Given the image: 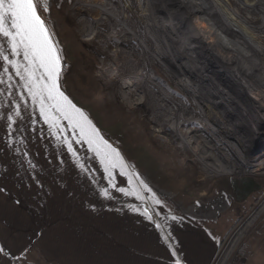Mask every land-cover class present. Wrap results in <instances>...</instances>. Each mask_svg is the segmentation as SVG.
<instances>
[{
	"label": "rangeland",
	"instance_id": "1",
	"mask_svg": "<svg viewBox=\"0 0 264 264\" xmlns=\"http://www.w3.org/2000/svg\"><path fill=\"white\" fill-rule=\"evenodd\" d=\"M38 12L58 49L61 88L93 119L126 174L117 166L109 176L88 146L59 151L62 163H56L38 147L58 142V128L26 118L4 121L10 133L4 143L27 148L0 145V184L8 191L0 193V264H113L129 257L136 243L152 245L145 243L151 232L128 222L133 212L155 211L163 222L168 212L193 209L222 210L223 239L229 235L208 263L219 264L232 236L264 203V104L244 97L235 105L236 124L212 113L223 98L192 100L184 89L191 90L189 80L200 89L209 82L207 72L211 81L228 80L216 70H235L229 61L264 89V0H39ZM223 38L243 53L230 51ZM202 55L217 66L208 69ZM183 105L191 109L183 112ZM244 179L255 185L239 201L234 182ZM259 214L242 241L247 256L236 249L223 264H264Z\"/></svg>",
	"mask_w": 264,
	"mask_h": 264
},
{
	"label": "crops",
	"instance_id": "2",
	"mask_svg": "<svg viewBox=\"0 0 264 264\" xmlns=\"http://www.w3.org/2000/svg\"><path fill=\"white\" fill-rule=\"evenodd\" d=\"M4 48L5 54L9 55L10 59L16 60L21 64L25 63L22 55L16 57L10 54V49L6 43ZM5 67L8 68L7 73L4 72ZM21 73L23 74V68L21 69ZM0 81H3V83H0V145H4L10 149L14 147L17 151H21L27 147L16 145L17 142L11 145L4 143L9 139L10 135L9 131L4 130V121L26 118L27 121H36L37 123H34L40 126L39 123H43L45 120L40 115L39 103L33 101L28 88L25 87V80L17 76L15 69L3 60H0ZM59 87L71 103L83 112L78 104L63 91L60 80ZM17 112H19V115H17ZM52 115L58 117L59 113L53 112ZM85 116L87 117V115ZM87 119L90 122L93 121V119L91 121L88 117ZM50 128H58L60 130L59 141H40L38 148L45 153L51 154L55 158L56 163H62L58 157L59 151L70 152L66 141H70L72 149L77 152L79 147L88 146L86 141L76 142L79 137V130L77 129L74 132L68 126L67 120L60 119L59 127L50 125ZM61 128H63V131H61ZM28 148L32 151L29 144ZM24 152L30 153V151ZM64 161L67 162L66 158ZM111 177H113V171ZM122 181L123 186L126 188V180L122 179ZM0 193H8L7 187L3 184H0ZM139 203L142 204L140 200ZM126 216L129 217L127 214ZM221 218H223L222 210H212L211 213L210 210H207L203 213L193 209L184 215H175L174 212H168L163 222L155 211L152 213V216L133 212L128 222L138 228L144 229L146 232H151L153 240L146 241L145 243L152 245L146 246L136 243L129 257H126L123 261L120 259L114 260L113 264H208L215 256L223 238V233L227 231L219 223ZM147 249H151L152 252L144 251ZM143 258H148V260H142Z\"/></svg>",
	"mask_w": 264,
	"mask_h": 264
},
{
	"label": "snow or ice",
	"instance_id": "3",
	"mask_svg": "<svg viewBox=\"0 0 264 264\" xmlns=\"http://www.w3.org/2000/svg\"><path fill=\"white\" fill-rule=\"evenodd\" d=\"M38 2L39 0H0V60L11 65L16 75L25 80V87L33 101L39 103L40 115L46 123L59 127L60 119L67 120L74 132L79 130L76 142H87L89 149L100 157L109 176L112 175L111 169L117 166L123 172L124 164L118 159L119 154L99 137L84 113L60 90L61 59L51 33L38 12ZM44 10H48L47 4ZM5 43L12 56H23L24 64L5 54ZM4 72H8L7 67ZM53 112L59 113V116L52 115ZM66 142L69 151H74L71 142Z\"/></svg>",
	"mask_w": 264,
	"mask_h": 264
},
{
	"label": "built area",
	"instance_id": "4",
	"mask_svg": "<svg viewBox=\"0 0 264 264\" xmlns=\"http://www.w3.org/2000/svg\"><path fill=\"white\" fill-rule=\"evenodd\" d=\"M221 49L223 50V48H221ZM202 56H203V59H202L201 63L204 66L209 65L210 67H215L216 64L213 63L214 60L211 61L206 56H204V55H202ZM196 61L197 60H195V57H192L188 63V66H190L191 68L194 67L197 63ZM224 62L226 63L225 60H224ZM229 62H232V64L235 65L238 70L242 71L241 74H242L243 78H245L247 80V82H248L247 84L242 83L240 81V76L238 75L236 68H235V70H232L229 68L230 66L226 67L223 65V68H222L223 73L221 72L220 69L218 71L216 70V72H217L218 76L224 75L228 78V80L222 81L219 79L218 81H211L210 76L208 75V73H206L207 77L209 78V82L200 86V89L195 84V82H191L190 80H189L188 84H189V87L191 88V90L189 92H187L183 86H182V88L184 89L186 95L189 98H191L192 100H195V98H197L198 95H202L205 98H207L209 103H215L218 99L223 98V103L218 105L219 108L211 106L213 108L212 113H215L218 117L222 116V118L223 117L226 119L230 118L232 121H236L235 123L238 124L237 119H238L239 115L236 112L235 105H240L241 102L244 101V97L255 98L256 96H259V95H256L254 93V89L255 88L259 89V88L256 87L255 80L252 79V75H253L252 73L247 72V71L244 72V70H243L244 67L240 64H237L236 62L235 63H233V61H229ZM179 66L180 65H178V68H179ZM249 76H250V79L248 78ZM260 84L263 87L262 82ZM262 92H264V89H262ZM261 100H263V102H264V97H262V95H261ZM258 101H260V100H258ZM196 102H198V101H196ZM185 106L187 109H191V107H189L187 105H185ZM207 107H204V108L207 109ZM182 108H183L182 111L186 112L185 110H187V109L184 107V105L182 106ZM199 108H201V106H199ZM216 108L218 109L217 111H216ZM211 121L212 120L209 119V122H208V126L211 127L210 132L212 134H213V132L217 133V128H216L217 125L214 124L213 126H211ZM222 124H223V120L221 121V125ZM219 127H222V126H219ZM239 129H241V128H239ZM219 133L223 135V128H221V130L219 129ZM218 261H219V259H217L215 263H217Z\"/></svg>",
	"mask_w": 264,
	"mask_h": 264
},
{
	"label": "trees",
	"instance_id": "5",
	"mask_svg": "<svg viewBox=\"0 0 264 264\" xmlns=\"http://www.w3.org/2000/svg\"><path fill=\"white\" fill-rule=\"evenodd\" d=\"M234 185H235V191H237L235 192L237 194V198L239 201H242V200H245L253 192L252 188L254 187L255 183H253V181H251L250 179L249 180L244 179L241 181L234 182ZM262 212H264V203L261 205L259 209V213H262ZM259 213H256L250 216L247 220H245V223L243 224L241 229L236 233V235L232 236V239L230 240L228 244L224 259H223V255L221 258L220 256L218 257L219 264H223L224 261L228 258V256L231 255L236 249L238 250V252H240V254L243 257L247 256L246 242L245 241L242 242V241L244 237H246L247 233L250 232V230L255 226L257 219L259 217H262V215ZM260 230L261 229H259L258 231ZM228 235L229 234L227 233L225 237H227ZM225 237L224 239L222 238L221 240L222 242L220 245V249L221 247L223 249V244H224L223 240L225 241ZM215 257L216 256H214L213 260L215 259Z\"/></svg>",
	"mask_w": 264,
	"mask_h": 264
},
{
	"label": "bare ground",
	"instance_id": "6",
	"mask_svg": "<svg viewBox=\"0 0 264 264\" xmlns=\"http://www.w3.org/2000/svg\"><path fill=\"white\" fill-rule=\"evenodd\" d=\"M90 6V5H89ZM98 8V7H97ZM104 13H105V11H104ZM103 14V13H102ZM196 19H199L198 17L196 18ZM195 19V20H196ZM197 22V21H196ZM230 26H232V25H230ZM233 26H235V25H233ZM238 27V26H237ZM125 29H127V28H125ZM230 29L234 32H236L237 34H239L238 32H240V31H238V29H239V27H238V29L237 28H235L234 27V29H233V27H230ZM240 30H242L241 28H240ZM125 32H127V33H129L128 32V30L127 31H125ZM231 34V33H230ZM249 34V33H248ZM232 35V34H231ZM228 36V35H227ZM235 37H237V36H235ZM214 39V38H213ZM219 39V38H218ZM250 41V40H249ZM223 42L224 43H226L225 45H226V47L228 46V48H229V50L230 51H234V52H237V50H240L241 51V53H243V50H244V48H241V47H238L235 43L232 45L230 42H227L224 38H223ZM209 46H211V45H209ZM235 46H237V47H235ZM234 47V48H233ZM220 49V48H219ZM255 50H257V51H259V49L258 48H255ZM233 52V53H234ZM222 54V53H221ZM229 54V53H228ZM232 55H234V54H232ZM236 55H241V54H237L236 53ZM213 58V57H212ZM221 59V58H220ZM257 62H259V60L257 61ZM230 64V63H229ZM234 66V65H233ZM238 71V70H237ZM240 73V72H239ZM240 76V81L242 82H244V80H245V78H243V76H242V74L241 75H239ZM253 76H255V75H253ZM132 79V78H131ZM245 82H247L246 80H245ZM262 90V89H261ZM261 90H259V89H254V93L255 94H257V95H259V96H256L254 99L256 100V101H258L259 99H261V95H262V97H264V93L261 91ZM128 94V93H127ZM126 96V95H125ZM260 97V98H259ZM251 99H253V98H251ZM253 99V100H254ZM258 99V100H257ZM125 100V99H124ZM127 101V100H126ZM166 101V100H165ZM255 101V102H256ZM140 101H137L136 103L138 104ZM254 102V101H253ZM259 104L261 105L262 104V106H263V104H264V102L263 101H260L259 102ZM254 106V105H253ZM256 106V105H255ZM264 107V106H263ZM261 108V107H260ZM255 113V112H254ZM258 114V113H257ZM256 113H255V115L256 116H258ZM186 116V115H185ZM183 117V116H182ZM188 117V116H187ZM254 117V116H253ZM182 120L183 121H185V122H188L189 120H191L190 118H187V119H184V118H182ZM259 121H262L263 120V118L262 119H258ZM263 122H264V120H263ZM264 124V123H263ZM182 146V145H181ZM188 146V145H187ZM195 152V151H194ZM196 153V152H195ZM199 157H201V163H205L206 161H205V157L206 156H203V154H198V153H196ZM255 159V158H254ZM203 165V164H202ZM249 165V164H248ZM250 165H252V164H250ZM212 166H214V165H212ZM252 166H254V165H252ZM223 168V167H222ZM219 169V168H218ZM223 170H225V169H223ZM220 173V172H219ZM227 173V172H226ZM229 174H230V172H229ZM219 175V174H218Z\"/></svg>",
	"mask_w": 264,
	"mask_h": 264
},
{
	"label": "water",
	"instance_id": "7",
	"mask_svg": "<svg viewBox=\"0 0 264 264\" xmlns=\"http://www.w3.org/2000/svg\"><path fill=\"white\" fill-rule=\"evenodd\" d=\"M208 67V69L210 68V66L208 65L207 66ZM225 72V71H224ZM208 73V72H207ZM257 150V148H252V151H256Z\"/></svg>",
	"mask_w": 264,
	"mask_h": 264
}]
</instances>
